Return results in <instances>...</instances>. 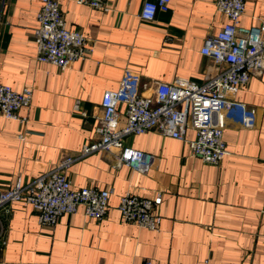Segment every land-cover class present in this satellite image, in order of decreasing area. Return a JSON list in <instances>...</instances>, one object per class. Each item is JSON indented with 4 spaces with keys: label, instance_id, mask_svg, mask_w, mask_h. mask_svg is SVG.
Returning <instances> with one entry per match:
<instances>
[{
    "label": "crops",
    "instance_id": "1",
    "mask_svg": "<svg viewBox=\"0 0 264 264\" xmlns=\"http://www.w3.org/2000/svg\"><path fill=\"white\" fill-rule=\"evenodd\" d=\"M106 1L109 11L60 0L68 27L92 49L61 70L36 59L42 0H0V83L33 89L18 119L0 116V189L30 183L92 142L105 91L124 94L123 126L127 101L152 94L156 82L203 84L226 67L201 52L228 20L216 0H172L152 21L140 17L145 0ZM263 15L264 0H247L241 24L259 25ZM230 96L256 109V123L244 126L239 109L227 113L228 154L220 164L192 153L193 129L187 141L159 130L127 137L153 155L146 172L118 166L111 152L78 158L68 178L74 188L111 190L107 215L91 218L80 207L48 227L31 205L12 203L9 214L0 212V264H264V71ZM160 191L157 230L124 221L118 204L125 193L155 198Z\"/></svg>",
    "mask_w": 264,
    "mask_h": 264
},
{
    "label": "built area",
    "instance_id": "2",
    "mask_svg": "<svg viewBox=\"0 0 264 264\" xmlns=\"http://www.w3.org/2000/svg\"><path fill=\"white\" fill-rule=\"evenodd\" d=\"M96 9L109 11L112 1L77 0ZM172 0H145L140 17L152 21L159 12H168ZM247 0H216L217 9L228 20L216 34L205 39L202 54L226 67L209 81L199 84L179 77L173 82H156L150 95H138L127 101L125 125L118 120V105L124 99L121 90H107L101 106L103 114L96 128V138L85 145L78 155L62 158L55 167L30 183L20 179L14 187L0 189V212L9 214L11 204L24 202L31 205L43 226L53 227L63 215L76 213L80 207L85 215L98 220L108 212L111 190L93 187L74 188L67 176L72 163L85 155L105 151L115 155L118 166L128 165L137 171L150 169L153 155L128 145L126 138L151 130L187 141V129L195 131V138L188 141L192 153L206 163L220 164L228 154L224 139L226 115L233 109L242 112L243 125L253 127L256 109L235 101L236 94L247 85L252 75L264 71V15L259 25L244 26L241 17ZM38 27L34 31L37 45L36 59L51 63L61 70L85 60L92 49L88 39L79 30L70 29L60 6V0H42L37 13ZM33 89L18 91L11 85L0 83V116L18 119L19 110L29 107ZM79 108V103L76 104ZM160 191L155 198L125 193L118 209L125 222L157 230L161 223L158 205ZM2 221L0 216V222ZM145 264H158L148 259Z\"/></svg>",
    "mask_w": 264,
    "mask_h": 264
}]
</instances>
